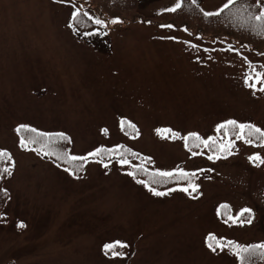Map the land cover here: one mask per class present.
Wrapping results in <instances>:
<instances>
[{
    "label": "rangeland",
    "instance_id": "374dc122",
    "mask_svg": "<svg viewBox=\"0 0 264 264\" xmlns=\"http://www.w3.org/2000/svg\"><path fill=\"white\" fill-rule=\"evenodd\" d=\"M176 3L142 0L139 11L154 15ZM224 3L200 0L198 7L217 12ZM77 6L0 0V150L11 157L12 172L3 180L0 264H240L233 249L216 245L264 244V164L249 160L264 159V146L216 128L235 120L264 131V85L254 73L255 88L244 82L249 65L264 72V53L139 21L107 35H80L71 23ZM122 119L135 129H122ZM22 124L53 139L64 133L70 155L116 151L103 162L88 157L73 171L79 160L66 163L35 150L48 143L46 136L21 148ZM193 132L232 140V154L208 160L213 150L191 140L186 149L183 137ZM47 150H55L52 143ZM122 153L129 164L117 162ZM142 164L146 172L127 175ZM178 168L196 173V193L179 190L187 181L151 183V173ZM137 180L168 194L154 196ZM244 208L252 210L250 224L228 219ZM105 244L115 247L106 254ZM249 259L264 264L259 255Z\"/></svg>",
    "mask_w": 264,
    "mask_h": 264
},
{
    "label": "snow or ice",
    "instance_id": "6c2138e0",
    "mask_svg": "<svg viewBox=\"0 0 264 264\" xmlns=\"http://www.w3.org/2000/svg\"><path fill=\"white\" fill-rule=\"evenodd\" d=\"M63 2V0H61ZM192 3H195V0H192ZM181 7V3L179 0H177V3L175 4L174 7L171 8H166L165 11L169 12H175L177 9ZM231 7H235V14L244 20L254 22V27L257 30L258 34L264 35V0H255V7L256 11L253 12L250 9L253 7L252 4H239L237 5V0H227V3H224L223 6L219 9L218 12H204L205 17H211V16H218L222 14L226 9H230ZM80 15V10L77 9L72 12L71 17L72 20H76L78 16ZM85 16H88V13H84ZM92 22L103 28L106 27V23L104 20L100 18H93L91 16L88 17ZM120 21L118 19H112L110 23L116 24L119 23ZM69 27L71 28L72 25L69 24ZM161 27H168L172 28L173 25L167 24V25H161ZM86 35H96V34H102V35H107L106 32L104 33H99L93 32V33H85ZM250 72L245 73V85L248 87L255 88V84H249V80L252 79V73L255 74V80L257 83H261L264 85V72H256L255 69L251 68V65H249ZM260 91L264 92V86H262ZM127 125L129 128L135 129V125L132 124L130 121L126 120H121V126L123 129L124 125ZM231 128L235 132V138L237 140H243L244 143L246 144H253L255 140L260 141L261 145L264 146V131H262L259 127H256L252 124H244V123H237L235 120H227L222 124L217 125L216 131L219 133L222 129L224 130L223 135L224 137L229 136V131L228 129ZM21 130L28 131V132H36V129L29 128L27 125H20L16 131L17 133H20ZM104 131H107L106 129ZM158 132L160 131L159 129L157 130ZM166 131H171L166 130ZM40 137H47L49 144L53 142V134H39ZM173 136H177L176 133H173ZM55 140H60V141H67L71 143V140L64 134V133H56L54 134ZM185 141V148L190 149L189 145V140H191L192 146L194 147H199L200 145H203L204 148H209L213 150V154L208 155V160H213V159H221L224 156L231 155L232 148L234 147L233 141L230 139H221L219 142L217 141L216 138L214 137H208L207 139L201 138L197 133H189L187 136L183 137ZM198 142V143H197ZM40 143V139L36 136L33 137H21L20 139V146L21 148H28L29 145L32 144H37ZM122 148V146H120ZM48 144H41L40 148L35 149L37 152H40L41 149H45L44 155L47 156H55L56 159L58 160H64V162H73V161H86L88 157H96L100 156L101 157V162H103V157L107 156L109 160L112 159V154L115 149H104V148H97L95 151L89 152L86 156H74L70 155L68 152H55V151H48ZM126 151V150H125ZM192 156H197L201 155V153L192 151ZM133 156H136V153H132ZM8 156L9 159L11 157L9 154L4 151L0 150V158ZM249 160L252 162H259V164H264V159H262L259 155H253L249 157ZM117 162L121 165H127L129 164V161L125 158L124 154L122 153ZM104 168L108 167L107 163L103 164ZM4 173H7L8 175H11V169L10 168H4L2 170ZM67 171V169H66ZM136 171H147V169L143 168V164L139 166V168L135 169L134 171H130L127 173V175L135 178ZM203 171V169H201ZM74 175V173H72ZM153 177V182L158 183L160 180L157 178H162V179H176L178 182L179 181H187V186L182 187L179 190L185 193H189L191 195L192 193H196L199 189V185L195 183V177L196 173L195 172H186L183 169H176L175 171H156L154 173H151ZM137 183L144 184L145 187H148V190L154 195V196H165L168 193L167 192H161L157 191L155 188L149 187V185L143 181V180H137ZM176 189H169V192L175 191ZM191 190V191H189ZM226 207V206H225ZM245 214H248L249 219L247 221H244L242 217H244ZM251 214L252 210L250 208H244L242 209L236 217H228L229 220H231L233 223H240L243 224L245 222L251 223ZM19 227L23 228L24 225L20 224L18 225ZM228 246L229 248L233 249L235 252V255L239 258L240 264H249V258L254 257L259 255V257L264 258V244H252L249 246H243L240 244H237L233 241H227L226 245L225 242H218L216 247H220L223 249V247ZM114 245L112 244H105L104 249L107 254L108 251H111L114 249ZM120 247H127V245L120 244ZM211 248L212 245H209ZM213 251H215V248H213ZM113 256H122L123 253H117L115 251H112Z\"/></svg>",
    "mask_w": 264,
    "mask_h": 264
},
{
    "label": "trees",
    "instance_id": "16d2710c",
    "mask_svg": "<svg viewBox=\"0 0 264 264\" xmlns=\"http://www.w3.org/2000/svg\"><path fill=\"white\" fill-rule=\"evenodd\" d=\"M199 1L200 0H195V3H192V0H179L181 7L175 12L162 11L154 15H145L139 11V4L142 0H73V2L78 5L77 9L80 10V15L75 21L71 18V23L80 35H82V32H89L94 29L101 28L95 25L92 20L88 18V16L84 15L85 12L81 9L84 8L90 10L96 18L104 20L106 27L123 26L135 21H147L157 26L171 24L175 28L185 29L186 32L192 35H199L202 38L209 39H221L227 43H232L233 45H244L257 53H264V35L258 34L254 27V22L239 18L235 14V7L226 9L218 16L205 17L204 13L198 7ZM242 3L252 4L253 7L250 10L253 12L257 10L255 7V0H237V5ZM112 19H118L120 22L112 24L110 23ZM36 133L40 132L36 131L33 133L21 130L20 135L27 138L29 136H36L40 139V141L45 139V137H40ZM53 141L52 147L55 148V150L52 151L66 152L63 145L67 146V141L55 139H53ZM45 144H48L49 146L51 143L49 144L48 142ZM51 157L56 159L55 156ZM7 160V156L0 158L1 220L4 219L2 212L7 203V192L3 186V180L8 179V174L2 171L7 167ZM78 163L80 164L81 161H78L75 166L71 167L76 168ZM79 166L73 171H80ZM157 179L160 180V182L154 183L153 180L151 181V183L156 184L157 188H165L177 181L173 178L168 184L167 182L169 179ZM249 261L255 262L254 259H249Z\"/></svg>",
    "mask_w": 264,
    "mask_h": 264
}]
</instances>
